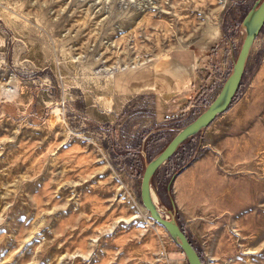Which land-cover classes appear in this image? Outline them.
I'll return each mask as SVG.
<instances>
[{"label":"rangeland","instance_id":"374dc122","mask_svg":"<svg viewBox=\"0 0 264 264\" xmlns=\"http://www.w3.org/2000/svg\"><path fill=\"white\" fill-rule=\"evenodd\" d=\"M253 1L0 0V264H188L140 201L144 160L215 96ZM175 51L185 102L131 94ZM170 161L155 201L202 263L264 264V24L230 104Z\"/></svg>","mask_w":264,"mask_h":264},{"label":"water","instance_id":"95a60500","mask_svg":"<svg viewBox=\"0 0 264 264\" xmlns=\"http://www.w3.org/2000/svg\"><path fill=\"white\" fill-rule=\"evenodd\" d=\"M264 24V0H254L239 21L240 40L237 53L215 96L192 119L178 127L165 145L149 159L144 160L140 177L139 196L150 216L163 225L170 237L179 246L188 264H203L191 241L180 227L171 209L159 206L151 188V178L162 164L185 139L207 126L211 120L230 104L244 71L251 44Z\"/></svg>","mask_w":264,"mask_h":264},{"label":"crops","instance_id":"0c3cea01","mask_svg":"<svg viewBox=\"0 0 264 264\" xmlns=\"http://www.w3.org/2000/svg\"><path fill=\"white\" fill-rule=\"evenodd\" d=\"M188 53L183 51H175L172 53H168L163 56V61L161 60V68L153 66L152 68H148L146 76L144 80L141 81V85L135 86L131 85V94L134 92L141 93H153L155 96L159 97L166 93L170 94V96L162 97L161 100L165 102H159L163 105H166V101L168 99H172L171 101H176V103L181 104L187 99V92L184 91V88L188 82V69H187V60ZM190 64H193V61H189ZM190 79V78H189ZM135 88V89H134ZM182 92V93H181ZM182 95V99L179 101Z\"/></svg>","mask_w":264,"mask_h":264},{"label":"trees","instance_id":"16d2710c","mask_svg":"<svg viewBox=\"0 0 264 264\" xmlns=\"http://www.w3.org/2000/svg\"><path fill=\"white\" fill-rule=\"evenodd\" d=\"M240 84V83H239ZM238 89V88H237ZM237 91V90H236ZM235 94H236V92H235ZM235 94H234V96H235ZM234 96H233V98H234ZM232 98V99H233ZM232 101V100H231ZM184 141V140H183ZM183 141L179 144V146L183 143ZM178 146V147H179ZM178 147L174 150V152L166 159L167 161H170V159L171 158H173V156H175L176 155V153H177V149H178ZM135 155H136V157H138L137 155H138V153H136L135 152ZM180 168V166L178 167V165L176 164V162L175 161H173V162H169V164H168V166H167V169H168V171L169 170H172V173H171V176L173 175V173L177 170V169H179ZM170 176V177H171ZM180 227H181V225H180ZM182 228V227H181ZM200 256V255H199ZM201 258V257H200ZM202 260V259H201Z\"/></svg>","mask_w":264,"mask_h":264}]
</instances>
